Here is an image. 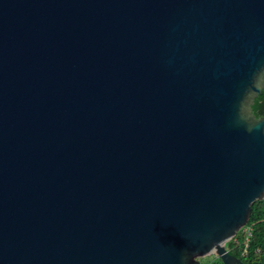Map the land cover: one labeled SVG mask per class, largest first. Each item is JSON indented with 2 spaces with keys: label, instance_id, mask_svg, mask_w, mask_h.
Returning a JSON list of instances; mask_svg holds the SVG:
<instances>
[{
  "label": "water",
  "instance_id": "obj_1",
  "mask_svg": "<svg viewBox=\"0 0 264 264\" xmlns=\"http://www.w3.org/2000/svg\"><path fill=\"white\" fill-rule=\"evenodd\" d=\"M263 90L264 0H0V264H244Z\"/></svg>",
  "mask_w": 264,
  "mask_h": 264
},
{
  "label": "trees",
  "instance_id": "obj_2",
  "mask_svg": "<svg viewBox=\"0 0 264 264\" xmlns=\"http://www.w3.org/2000/svg\"><path fill=\"white\" fill-rule=\"evenodd\" d=\"M252 109L257 117L264 114V90L261 96L255 100ZM247 225H251L253 229L247 256H241L239 249L234 244V239L239 240V242L242 241L240 232L226 244V248L230 254L240 258L244 264H264V198L251 205V214ZM207 263L221 264L218 259H213Z\"/></svg>",
  "mask_w": 264,
  "mask_h": 264
},
{
  "label": "built area",
  "instance_id": "obj_3",
  "mask_svg": "<svg viewBox=\"0 0 264 264\" xmlns=\"http://www.w3.org/2000/svg\"><path fill=\"white\" fill-rule=\"evenodd\" d=\"M252 226L251 225H245L242 227V229L239 231L240 236H242V241L239 242V240L234 239L235 246L239 249L241 256H247L248 254V245L250 242V239L252 237ZM211 264V263H206Z\"/></svg>",
  "mask_w": 264,
  "mask_h": 264
},
{
  "label": "rangeland",
  "instance_id": "obj_4",
  "mask_svg": "<svg viewBox=\"0 0 264 264\" xmlns=\"http://www.w3.org/2000/svg\"><path fill=\"white\" fill-rule=\"evenodd\" d=\"M213 259H215L214 256H207V257H204V258H200L199 261H200L201 264H206L207 262H210Z\"/></svg>",
  "mask_w": 264,
  "mask_h": 264
},
{
  "label": "clouds",
  "instance_id": "obj_5",
  "mask_svg": "<svg viewBox=\"0 0 264 264\" xmlns=\"http://www.w3.org/2000/svg\"><path fill=\"white\" fill-rule=\"evenodd\" d=\"M216 259V258H215Z\"/></svg>",
  "mask_w": 264,
  "mask_h": 264
}]
</instances>
